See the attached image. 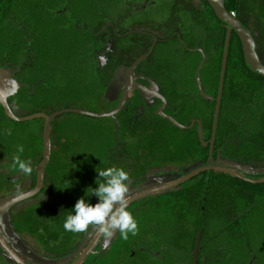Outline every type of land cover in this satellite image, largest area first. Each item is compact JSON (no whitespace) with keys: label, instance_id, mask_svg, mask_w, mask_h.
<instances>
[{"label":"rangeland","instance_id":"374dc122","mask_svg":"<svg viewBox=\"0 0 264 264\" xmlns=\"http://www.w3.org/2000/svg\"><path fill=\"white\" fill-rule=\"evenodd\" d=\"M190 1L197 2V0ZM45 5H47V3ZM56 6L57 5H55V7ZM71 8L72 9L69 11L76 14V16L81 19V22L84 21L92 28L96 26L98 19L89 13L86 3H74ZM156 8L157 7L149 9V13L155 11ZM43 10L44 9H41V11ZM56 10H58V8H56ZM261 12L264 13V0H250L245 10L244 19L249 30L257 35L259 34V27L261 25V22L259 23L260 15H262ZM63 20L62 14L56 17L48 14L45 26H42L43 34L39 36L38 41L36 43L34 42L32 45L33 53L40 58L38 59L39 61L41 58L50 54V56L56 58L60 66L57 67V70L53 71V74L49 77L47 74L45 76V73L42 74L41 72H37V75L33 77V81L34 79L36 81V78H44L43 84L35 83L33 89L30 91L35 93L32 99L33 106H37L41 113L45 114H50L63 108H76L97 114L106 113L109 111L110 106L108 103L98 100L96 97L103 93V88L105 87L106 89L111 79L114 77L115 72L121 67L125 68L136 56H138V53L134 55L124 54L122 56L111 54L103 71L104 83L101 82L102 86L99 85V83H93L95 82L92 78L95 61L93 60L94 62H92L90 60V69H88V71L83 68L86 55H89L91 51L89 50V52L86 53L85 47L91 43L92 39L88 32L69 27ZM8 31L10 33V29ZM12 40L13 44L17 43L16 39ZM0 44H5L6 47L8 46V42L4 43L2 39ZM188 44L191 45L194 43L190 41ZM262 46L263 44L261 43L260 49ZM96 48L95 46L92 51ZM7 49L9 50L8 47ZM13 50L14 47L11 53ZM207 50H209L208 53H211L210 48H207ZM208 53L207 55H209ZM207 55H205V57H208ZM0 57H2L1 50ZM197 60L198 58L193 53L181 54V68L186 69L185 75H187L185 86L191 96L181 99V121L178 115L170 114V117L177 123H181V126H188L189 123L198 117L201 110L206 106V104L201 101L203 98H198L195 95L194 85L191 82L193 65ZM148 66L149 63H147V61H143L139 64V68L142 67L146 69ZM199 78L202 80V76H199ZM168 98L171 104H178L177 97ZM14 104V106L12 105L14 109L13 113L16 116H24L25 113H23V111L28 110V104L21 103L20 106H17L16 103ZM155 110L156 106L152 110L153 113L151 115L148 114L150 117H147L146 121L143 120V122H141L142 114H140V121L138 119L136 130L130 131L134 137H137V152L132 163H130L128 155L120 154L117 150L109 156V152L107 151L108 148L106 147V138L111 136L110 130L114 129L116 120H121L120 114L113 118H92L68 113L56 117L51 122L52 134H60L59 140L56 141L58 145H55L59 150L52 155L44 172L47 174L48 178L52 180L50 192L57 198L54 199V201L60 206L59 210L61 214H63L64 220H66L67 215L75 213L74 207L76 202L84 196V194L76 195L75 192H73L72 189L74 188L72 187L74 184L75 172L68 170L70 169L69 164L71 158L73 160L78 151H83L86 157L92 160L105 154L104 160L101 163L102 165L105 164L103 170L109 167L123 168L129 174L130 179L135 177L138 182L142 181L148 174L153 173L157 175L164 173L163 170L170 173L168 177L179 176L180 174L177 172L186 170L191 166L194 147L196 145V132L194 128L180 130L166 119L160 116L157 117L155 115ZM29 122L31 121L19 122L16 125V122L5 118L0 112V132L5 133L6 129H11L13 136L14 133H19V136H23V146L28 145V141L29 144L31 142L32 146L35 144L39 145L40 139L38 140V132L35 133L38 123L29 126ZM14 141L19 142L18 139ZM112 141H114V139H112ZM113 146L112 143L110 148ZM11 147L12 146L8 145V148ZM245 151L244 146L240 145L238 156L245 158ZM96 162L97 164L99 163V161ZM170 179L171 178H168L166 180L169 181ZM67 183H72V185L68 187L66 186ZM17 184L18 183L10 186H0V197H8L13 195V193L19 194L26 189L27 185L19 183L21 187L17 190ZM139 186L143 187V183L129 188L131 194L142 191V189L138 191ZM43 202V199L36 196L15 205L16 210L19 206L30 203L25 209L28 211L30 209L29 212L32 213L29 214L30 216L28 218L29 224L33 226L30 228L31 231H35L36 229L37 223L33 219L39 213L41 214L38 208ZM169 204V197L161 192L143 197L130 204L127 210L130 213L133 211L132 216L138 222V235L131 236L130 234L129 238L124 240L118 233L113 245L105 252L104 256L90 254L87 259H90V261L93 259L97 261H99L100 258L102 259L101 262L99 261L94 264H159L158 262H160V259L157 258V255L159 252L162 253L163 247L168 245L171 246L170 249L173 253V258H177L175 261L184 264L187 261V257H185L187 255L185 254V256H183V250L186 249L190 253L192 244L195 243L196 226L194 221L189 219L190 217L194 218V216L186 218L185 216H181V214H177L176 218L173 216V212L170 210L167 211V206H169ZM40 216L42 217V215H39V218ZM13 226L17 232L22 229L17 219L13 220ZM61 226L63 228V225ZM61 232L64 233V238L68 237L72 240L73 245L69 243L61 245L60 247L57 246L55 250L57 256L69 250V247H73L83 235L67 232L64 228ZM59 234L58 232V238L62 236ZM26 235L28 236V234ZM161 238L164 240H161ZM260 238L264 237L253 235L255 242L250 240V248L256 253L255 260L250 262L251 253L248 251L245 258H243V264H264V250L262 251L256 248L261 245ZM28 241L34 245L31 237H29ZM178 249H181V252H179ZM259 251L261 254L258 255ZM230 257L229 255L228 259H230ZM234 261L237 262L238 259ZM0 264L4 263L0 262ZM231 264L234 263L231 262Z\"/></svg>","mask_w":264,"mask_h":264},{"label":"trees","instance_id":"16d2710c","mask_svg":"<svg viewBox=\"0 0 264 264\" xmlns=\"http://www.w3.org/2000/svg\"><path fill=\"white\" fill-rule=\"evenodd\" d=\"M227 1L225 8L231 13H234L238 5H241L243 2V0ZM79 2L86 3L89 13L97 17L98 20L102 19L103 16L114 17L120 15L122 12V9H118L119 6L122 5L119 0H0V43L1 39L4 43L8 42L7 47L9 48L8 50L5 44H0L2 56L0 57V65L5 66V64L8 63L13 70L21 69V72L29 78V81H24V83H27L26 85H28L30 91L33 89L35 83L43 84L44 78H36V81L35 79L33 81V77L37 75V72H41L42 74L45 73V76L47 74L49 77L53 74V71L57 70V67H60L56 58L50 56V54L41 58L39 61L38 59L40 58L33 53L32 45L34 42L36 43L38 37L43 34L42 26H45L47 15L51 14L56 17L62 14L64 18L63 22L67 23L69 27L72 25L70 24L71 22L67 21L68 19L66 16L68 15L70 16L69 18L83 23L84 21L81 22V19H79L76 14L69 11L72 9L71 7L74 3ZM46 3L47 5H45ZM158 4L157 7L161 10L160 12L167 15L170 13L172 14V12L176 13L177 10H172L174 8L178 9L177 7H179V2L176 0H165V2L164 0H159ZM165 4L167 5L166 10L162 8V6L165 7ZM55 5L58 7H55ZM242 6L243 5H241L240 8H242ZM56 8H58V10H56ZM41 9L44 10L41 11ZM198 9H201V14L197 12V9L193 6H188V8L179 7L180 19L183 22L185 30V38H183L186 41V45H181L180 47L177 45V42L175 43L177 48L181 50V54L193 53L198 58L193 65L191 82L194 85L195 95L201 99L202 97L199 95L194 81L195 71L201 61V55L199 52L190 51L189 49L202 48L206 53L209 52V50L205 47L211 49L212 56L206 58L199 72V76H202V80H200L202 87L205 86L204 81H206L208 85L213 79L214 84L212 91H205L204 88L203 91L206 95L214 98L216 97L221 72L225 30L220 26V22L205 0L201 1ZM158 13L159 12H154V15L156 16ZM261 14V29L264 31V13L261 12ZM84 26L86 29L92 28L85 24ZM7 28L8 30L10 29V33ZM86 32H88L91 37L89 31L87 30ZM193 37H198V39L200 38L202 41L213 39V42H204L202 46L199 43L195 44ZM12 39H16L17 43L13 44ZM190 40L194 44H188ZM12 46L14 50L11 53L13 49ZM88 46L91 48V51L89 55H86L83 68L88 71V69H90V60L92 62L95 61V68L93 69L94 73L92 76L95 82L93 83H99V85L102 86L101 82H103V75H101V62L99 64L98 60L96 61L94 57V52L92 51V47H90L92 46V40ZM181 54L177 52H171L170 55L168 54V62L172 68L177 69L179 67L181 63ZM228 62L229 66L227 68V73H225L223 96L221 98L220 113L217 120L216 138L218 143H223L227 139L225 138V131L229 129V127L232 126L235 133L234 137L236 135L241 136L244 132V128L254 130L260 127V120L264 118V78L247 66L241 43L235 33H232L230 36ZM237 68H240L242 72L238 73L235 71L232 73V69L236 70ZM229 70H231V72H229ZM209 72H213V75H207ZM250 76L252 77V81L247 79V77L249 78ZM22 88L23 87L16 92L15 97H12V101L16 103L17 106H20L21 103L28 104V110L23 111L25 115L41 112L37 106H33L32 99L35 93L30 91L28 93ZM230 88H233L237 94V100L233 105L232 112L228 111V104L226 102V90ZM245 92L250 94L252 101H250L248 97H245ZM187 95L191 96L188 89ZM201 101L205 103L206 106L201 110L198 118L201 123L202 140L208 141L211 135L214 100L206 101L202 99ZM0 112L7 118L1 107ZM230 118L232 119L231 121H229ZM34 123H39V120H33L29 122L28 125L31 126ZM15 124L17 125L18 123ZM36 129L40 132L42 130V125H38ZM113 130L114 129L110 130L111 136L106 138L107 151L113 143ZM194 130L196 132V145L194 147L191 168L189 167L181 171L179 176L172 177V181L184 176L194 169L212 165L215 161L216 150L213 148L210 149L209 146L202 147L198 141L195 127ZM37 131L35 130V132ZM18 134L19 133H14L13 136V133L11 135H6L0 132V147L8 148L9 145L12 146L11 148L16 149L18 146L23 145V136H19ZM15 139H18L19 142L14 141ZM90 160L92 163L93 160ZM164 182L168 183L169 181L164 180L162 183ZM147 187L148 186L144 185L143 187L139 186L138 191ZM161 193L169 197L170 204L167 206V211L170 210L173 212V216L176 218L177 214H181V216H185L186 218L194 216V218L190 217L189 219H192L195 223V232L197 233L200 231L201 234L196 264H231V262L234 264H243V258H245L248 251L251 253L250 262L255 260L256 253L250 248V240L255 242L253 235L264 237V184H251L225 173L206 171L198 174L180 186ZM161 240L164 239L161 238ZM260 242L261 248H256L263 251L264 238H260ZM70 248L71 247L60 256L66 257V255H72L74 252L70 254ZM163 248L162 253L159 252L158 256H162L161 258L164 260V264H181L175 261L177 259L176 257L173 258V253L170 249L171 246L166 245ZM193 249L194 243L192 244L190 253L186 249L183 250V256H185V254L187 255L185 256L187 257V261L184 264H192ZM178 251L181 252V249H178ZM77 254L74 255L67 264L72 263L78 257ZM259 254H261L260 251L258 255ZM229 255L231 256L230 259H228ZM57 257L58 259L61 258L59 256ZM235 259H238V261L235 262Z\"/></svg>","mask_w":264,"mask_h":264},{"label":"flooded vegetation","instance_id":"af4514ba","mask_svg":"<svg viewBox=\"0 0 264 264\" xmlns=\"http://www.w3.org/2000/svg\"><path fill=\"white\" fill-rule=\"evenodd\" d=\"M121 2V6H119L118 9H122V12L120 15L114 16V17H105L103 16L102 19L98 20L96 26L92 29H86L84 24L86 23H80L79 21H76L72 18L67 17V21L71 22V27H74L76 29H80L82 31H89L92 38V49L96 46L97 48L93 50L94 57L96 61L98 60L99 64L101 62V70L103 75L104 68L106 67L108 60L110 58L111 54H117V56H122L124 54H137L138 56L135 57V59L129 63L125 68L121 67L118 69L115 74V76H123L127 69L133 64V62L140 58L145 56L151 45L154 42L155 43L152 49L151 54L144 60L140 61L131 71V74L133 76L131 85L135 84H141L145 87L155 89L157 94L162 96L165 100V106L162 109V112L165 115L170 116L171 115H178L179 119L181 121V99L184 97H187V87L186 85V78L187 75H185L186 70L181 69V63L177 69H174L170 66L168 62V58L170 53H180L181 50L177 48V45L181 47L186 45L185 41V30L183 27V22L180 19L179 15V7L181 8H188L193 6L197 9V12L201 14V9H198L199 4L202 0H197L195 3L194 1L190 0H176L179 2L178 9L176 13L172 12V14H163L158 9V2L159 0H119ZM250 0H243L242 8H240L241 5H238L237 10L234 13H231L229 11H226L228 13H231L232 17H236L242 25L247 28V24L245 22V10L246 7H248V3ZM165 2V0H164ZM227 0H223V4L225 7V4L227 3ZM156 8V11L159 12L154 15L155 11H152V13H149V9ZM166 7V8H165ZM165 7L162 6L164 10L167 9V5L165 4ZM198 13V14H199ZM199 14V15H200ZM261 21H259L260 23ZM220 26L225 30L224 25L220 23ZM251 36L253 37L254 44H255V51L258 56L259 61L262 65H264V31L261 29V25L259 27V34H254L249 30ZM226 33V30H225ZM234 33V32H232ZM231 33V34H232ZM214 36V35H213ZM211 36V37H213ZM184 37V38H183ZM195 44H201L202 43H212L213 39H207L206 41H202L198 37H193ZM191 41V40H190ZM177 42L178 44L176 45ZM261 43L263 46L260 49ZM209 48V47H205ZM86 53L89 52V46L87 45L85 47ZM201 49L204 55H207L206 52L202 48ZM169 51V52H167ZM261 51V52H260ZM167 52V53H166ZM90 53V52H89ZM169 54V55H168ZM209 58L212 56V53H208ZM28 58V57H27ZM143 61H147L149 63V66L144 68H139V64ZM228 53H227V62H226V69L225 73L228 71ZM1 69H7L9 70L8 74L10 77L17 82V85L19 86L18 91L23 87L22 89L26 90L29 93L28 85H26L27 81H29L28 77L24 75L21 72V69H12L8 63L5 64V66H1ZM241 73L242 70L240 68H237L236 70L232 69L233 72ZM21 72V75H20ZM231 72V70H229ZM213 72H209L207 75L211 76ZM247 75V74H246ZM3 78L4 75H2ZM113 77V78H114ZM112 78V79H113ZM225 78V75H224ZM264 78V76H263ZM111 79V80H112ZM247 79L252 81V77L250 76ZM24 81H26L24 83ZM6 82V80H5ZM111 82V81H110ZM104 83V78H103ZM224 83V82H223ZM205 86L202 87L207 90L213 89V79L212 81L207 85L206 81H204ZM219 85V82H218ZM105 86V85H104ZM103 86V87H104ZM107 88V87H106ZM105 87L103 88V93L98 96V100L104 101L105 103H108L110 106V110L115 108L118 103L121 100L122 92L124 90V87H120L119 94L115 100H109L105 97ZM169 91V92H168ZM217 92H218V86H217ZM223 93V90H222ZM225 93V91H224ZM31 94V93H30ZM16 93L10 97H8L7 101L8 104L13 111V106L15 105L12 101V97H15ZM217 95V93H216ZM236 92L233 88H230L229 90H226V102L228 104V111H233V105L235 101L237 100ZM245 97L249 98L250 101L252 99L250 98V94L245 92ZM223 94L221 95L222 98ZM168 97H177L178 98V104H171ZM215 98V97H214ZM107 101V102H106ZM162 101L159 98L156 97H144L140 94V92L137 89L130 90L127 94V99L120 109V111L116 114H120L121 120H116V123L114 124V132H113V147L110 148L108 151V155L112 154L116 150L120 154L128 155L130 158V163H132V160L136 156L137 152V137L133 136L130 131L136 130L138 119L140 121L139 115L142 114L141 122L146 121L147 117H150L148 114H152L153 108L156 106L155 115L157 117H162L158 114V109L161 107ZM13 105V106H12ZM214 106H215V100H214ZM221 107V102H220ZM220 113V112H219ZM115 115V116H116ZM148 115V116H147ZM114 116V117H115ZM163 118V117H162ZM232 118V117H231ZM229 119L231 121L232 119ZM165 119V118H164ZM39 123L38 125H42L44 121L42 119H38ZM228 120V119H227ZM248 120V118H247ZM168 121V120H167ZM196 121H199V118L197 117L194 121V124L191 128L196 129L197 131V123ZM249 121V120H248ZM169 122V121H168ZM260 127L255 128L254 130H250L247 128H244V132L241 136L236 135L234 137V130L231 127L225 131V138H227L223 143L217 142V136H215V141L213 145V149L216 150V158L217 155H219V159L223 161H229L235 164H238L242 168L246 170V172H242L240 170H230L236 172L237 174L249 179V180H262L264 179V118L260 120ZM171 123V122H170ZM172 124V123H171ZM190 124V123H189ZM188 124V125H189ZM201 124V123H200ZM181 125V123H180ZM181 130V128H179ZM217 129V128H216ZM38 132V131H37ZM36 133V132H35ZM33 135V133H32ZM56 135V137H55ZM216 135V134H215ZM37 136L39 137V145H31V142L28 145L23 146L24 152L21 154L22 159L25 160H31V166L33 168V172L31 175L25 177L22 174L18 173L16 170L11 168L12 163V157L17 153V148H2L0 147V186H10L16 183L27 185L26 189L21 191L25 192L31 188H33L36 184V173L38 166L42 159V153H43V147H42V130L37 133ZM53 136V137H52ZM60 134L51 132V126H50V157L51 159L52 155L55 154L56 151L59 149L57 148L58 145L56 143L57 140H59ZM62 139V138H61ZM63 140V139H62ZM23 142V140H22ZM56 143V144H55ZM240 145H243L245 148L246 156L245 158L238 156L239 147ZM107 155V152H106ZM105 154L102 156L97 157L94 159L91 163V160L86 157L83 151H78L76 153L75 157L71 158L70 162V169L71 171H74V189L73 192L75 194L80 195L84 194L83 198L85 199L86 203H91L93 206L99 202V198L91 195V191L89 190L87 195L88 189H96L98 188V184L96 183L97 179H100L102 181V178L98 176V171H101L105 168V164H101L104 160ZM215 158V160H216ZM48 160V162H49ZM96 161H99L97 164ZM215 162V161H214ZM214 164V163H213ZM47 165V164H46ZM221 166V165H219ZM46 167V166H45ZM191 167V166H190ZM222 167V166H221ZM45 170V168H44ZM161 170V169H160ZM164 173L160 174H148L146 177L140 181L143 183L144 186H150L155 187L159 185L166 184L167 182L162 183L164 180L171 178L169 182L172 181V177H168L170 175L169 172H166L163 170ZM174 173V172H172ZM181 174V171L177 172ZM159 177V178H157ZM162 177V178H161ZM237 178V177H236ZM48 179V181H47ZM137 181V179L134 177L133 179H130L128 182L129 186L128 188H131L132 186H137L138 184H141ZM248 182V181H244ZM250 183V182H248ZM51 184L52 180L48 178L47 174L43 172V186L41 190L34 195L33 197L29 198L32 199L36 196H39L41 199L44 200L43 204L39 206L38 210L41 212L39 213L33 220L36 221V229L35 231H31L30 228L33 226L29 224V214L31 212L25 209V207L29 206V204H24L23 206H19L18 209L15 210V206L12 207L9 212V219L11 222V225L13 226V220H18L21 224L22 229L20 231H14L16 232L18 238L23 241L25 246L36 253L37 256L43 259H48L51 261L59 260L57 257L56 247H60L61 245L71 244L73 245L72 240H70L68 237H63L64 233L63 228L61 225L65 222L63 219V214L60 212V206L58 203L54 201V199H57L51 194ZM253 184V183H251ZM264 184V183H263ZM72 183H67L66 186H71ZM180 186V185H179ZM14 195V193H13ZM128 198L132 196L131 192H128ZM2 198L4 196H1ZM0 197V198H1ZM28 200V199H27ZM26 201V200H25ZM22 203V202H21ZM132 204V203H131ZM129 206V205H128ZM133 211L131 212V214ZM32 214V213H31ZM75 213H73L74 215ZM13 215V216H12ZM39 215H42V217ZM27 230V231H25ZM31 231V232H30ZM60 233L59 235H62L58 238L57 233ZM28 234V236L26 234ZM26 235V236H25ZM96 232L90 231L86 234H83L82 237L78 240L77 243L72 247L71 246V253L77 252V256H79L90 244L92 239L95 237ZM118 235V230L112 235L111 237H104L103 235L100 236L96 244L94 245L92 252L90 254H98L99 256H104L105 252L110 249L111 245H113V242L116 240V237ZM0 236L2 237V234L0 232ZM29 237L32 238V241L34 243L31 244L28 239ZM3 241L7 245V247L15 254L13 251L15 246L14 240L11 238L8 239V243L4 240ZM28 249H25L23 253L24 257H18L20 261H22L24 264H47L46 262L42 260H37L36 263H33L27 258H29L31 255L28 252ZM69 254V255H70ZM89 254V255H90ZM89 255L83 260L81 264H94L96 262H101V258L99 261L96 259H93L90 261V259H87ZM62 256V255H61ZM59 256V257H61ZM65 256V255H63ZM67 257V255H66ZM162 256H158L160 262L159 264H164V260L161 258ZM64 258V257H61ZM157 261V260H156ZM0 262L4 264H15L12 262V260L9 258V256L3 252L0 249Z\"/></svg>","mask_w":264,"mask_h":264},{"label":"water","instance_id":"95a60500","mask_svg":"<svg viewBox=\"0 0 264 264\" xmlns=\"http://www.w3.org/2000/svg\"><path fill=\"white\" fill-rule=\"evenodd\" d=\"M210 8L213 10V13L217 20L224 25L226 33H225V40H224V48H223V54H222V60H221V72H220V77H219V85H218V92L215 98L208 96L204 93L203 88L201 86L200 78H199V72L201 70L202 65L204 64L205 61V55L203 54L201 49H189L190 51L194 52H199L201 55V61L195 71V84L197 87V91L199 95L206 101H212L215 100V106H214V113H213V119H212V127H211V135L210 139L208 141H203L202 140V132H201V124L199 121H196L197 123V138L198 141L200 142L202 147L209 146L210 149L213 148L214 141H215V134H216V128H217V120L219 117V112H220V102H221V95H222V90H223V82H224V75H225V69H226V62H227V53H228V48H229V42H230V36L231 33L234 32L236 36L238 37L241 47H242V52L243 56L245 59V62L247 66L254 72L258 73L261 76H264V65L261 64V62L258 59V56L255 51V44L253 37L251 36L249 30L245 28L242 23L236 18L232 17L231 13H228L224 7L223 0H205ZM155 43V38L154 42L151 45L148 53L136 59L133 64L127 69L126 73L123 76H115L109 85L107 86L105 90V97L109 100H115L118 96V92L120 87H124V90L122 92V97L118 105L113 108L112 110L103 113V114H97V113H92L89 111H84L76 108H63L57 111H54L50 114H45V113H34L31 115H24V116H16L13 111L11 110L9 104H8V97L14 95L18 89L19 86L17 85V82L14 81L10 75L8 74L9 70L7 69H1L0 68V107L3 109V112L5 116L16 123L19 122H27V121H32L36 119H42L44 121L43 124V129H42V147H43V153H42V159L41 162L38 166L37 173H36V184L33 188L19 193V194H14L8 197H3L0 198V232L2 234V237L4 240L8 243V239L12 237L14 240V244L16 247H14L13 251L18 257H24L23 253L25 249H28L23 241H21L16 232L14 231L8 212L9 210L14 207L15 205L33 197L36 195L42 188L43 186V172L46 164L48 163L49 157H50V126L51 122L58 116H61L63 114H68V113H74L82 116H87V117H92V118H113L122 108L124 105L126 99H127V94L130 90L137 89L140 94L144 97H156L159 98L162 101L161 107L158 109V114L161 115L163 118L171 122L174 126L177 128H181L183 130L190 129L194 122H191L188 126H181L179 123H177L175 120H173L172 117L165 115L162 112V109L165 106V100L162 96L157 94L155 89L145 87L141 84H135L131 85L133 76L131 74L132 69L142 60L146 59L152 52L153 46ZM2 75H4L3 78ZM6 80V82H5ZM221 165V166H219ZM240 170L242 172H246L244 168L239 166L238 164L229 162V161H223L219 159V155H217V158L212 165H206L203 167H199L197 169H194L190 171L189 173L185 174L184 176L168 182L163 185L155 186V187H150L148 186L147 188L142 189V191L133 194L128 198V205L131 203L152 195L156 194L159 192H163L169 189H172L174 187H177L179 185H182L183 183L191 180L198 174L206 171H216V172H221L225 173L228 175H231L233 177H237L238 179L242 181H248L253 184H263L264 179L262 180H249L236 172L230 170ZM200 231L197 232L196 238H195V243H194V249L192 253V264L197 263V258H198V252H199V243H200ZM100 234L95 235V237L92 239L90 244L87 246V248L70 264H81L83 260L92 252V249L98 239L100 238ZM2 237L0 236V249L5 252L9 258L12 260L13 263L15 264H24L20 259L7 247L5 242L3 241ZM28 252L30 253V257L27 258L33 263H36L37 260H42L46 262L47 264H67L71 260V258L77 254V252H74L72 255L60 258L59 260L51 261L48 259H43L40 258L39 256L36 255L34 251H31L28 249ZM25 258V257H24ZM26 259V258H25Z\"/></svg>","mask_w":264,"mask_h":264},{"label":"clouds","instance_id":"9594fccd","mask_svg":"<svg viewBox=\"0 0 264 264\" xmlns=\"http://www.w3.org/2000/svg\"><path fill=\"white\" fill-rule=\"evenodd\" d=\"M6 135H11L12 130L6 129ZM24 147L18 146L17 153L12 157L11 168L27 177L32 174L31 160L22 159ZM98 188L88 189L91 195L99 198L94 206L86 203L84 198L79 199L74 207L75 214H69L63 224L67 232L74 234H86L95 231L104 237H111L118 230L122 239L127 240L129 235L136 236L139 233L138 222L128 209V182L129 174L123 168L109 167L98 171ZM17 190L20 185H16Z\"/></svg>","mask_w":264,"mask_h":264}]
</instances>
